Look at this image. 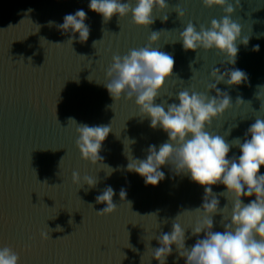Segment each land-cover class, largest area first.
I'll return each mask as SVG.
<instances>
[{
	"label": "water",
	"instance_id": "water-1",
	"mask_svg": "<svg viewBox=\"0 0 264 264\" xmlns=\"http://www.w3.org/2000/svg\"><path fill=\"white\" fill-rule=\"evenodd\" d=\"M88 3L0 0V248H12L20 256V264H141L142 256L143 264H150L148 246H160L153 237L171 232L178 214L203 203V187L188 177L175 176L169 167L162 169L168 178L156 187L145 186L139 175L124 170L128 164L123 154L125 138L136 140L132 154L144 159L149 145L159 147L168 137L162 129L153 130L148 119L142 120L134 100L118 101L113 111L109 106L115 101L103 83L108 80L106 71L114 55L124 56L131 49L146 46L151 31L168 30L171 32L162 33L155 47L174 56V76L156 103H178L175 95L186 88L204 91L213 67L223 72L233 66L225 65L219 53L201 50L197 61L198 53L185 52L182 43L165 42L178 38L189 22L199 27L220 19L223 9L206 8L202 0H168V10H157L156 22L142 29L135 26L131 15L121 20L114 16L102 23V17L91 11ZM177 5L186 13L184 20L174 10ZM78 9L87 13L91 32L87 43L74 42V52L66 43L71 33L62 34L48 21L63 23L66 14ZM164 15L168 16L166 23ZM233 19L243 25V35L251 37L247 46L239 45L235 65L248 74L250 86L218 87L229 92L234 105L238 96L246 105L230 110L209 129L224 135L232 125H239L226 136L229 142L237 137L243 141L256 115L264 116V112L258 113L262 101L257 87L264 85V0H240ZM94 41H100L96 47ZM256 44L259 52L252 50ZM190 61H197L193 67L198 72L192 80ZM69 118L78 124L111 126L100 152L103 162L117 169L111 176L109 169H98L82 159L76 146V126L69 124ZM233 154L239 155V149L233 147L229 155ZM73 172H79L81 179L96 176L98 183L92 189L87 184L82 187L73 182ZM109 185L116 192L113 202L117 210L98 213L107 205L96 203L95 197ZM122 187L127 190L123 200L119 195ZM213 191L219 194L225 187L213 186ZM218 198L221 208L228 207L223 213L225 221L222 214L213 217V230L223 232L232 205L227 197ZM244 202L249 201L245 198ZM153 213L157 218L144 216ZM197 217L196 213H184L179 222L191 227ZM58 227L63 230L57 231ZM41 233H49L50 238H42ZM186 235L190 237L186 240L189 248L203 238V234L192 236L191 229ZM173 248L167 264H185ZM151 264L159 262L152 259Z\"/></svg>",
	"mask_w": 264,
	"mask_h": 264
},
{
	"label": "clouds",
	"instance_id": "clouds-1",
	"mask_svg": "<svg viewBox=\"0 0 264 264\" xmlns=\"http://www.w3.org/2000/svg\"><path fill=\"white\" fill-rule=\"evenodd\" d=\"M202 2L209 9L222 8L224 15L220 19H212L207 26L197 27L195 23L189 22L179 31L178 38L165 43H182L185 52L198 53L197 61L201 50L219 53L224 57L223 63L232 65V68H225L221 72L220 68L213 67L209 82L202 92L186 88L175 95L178 103H168L166 100L156 103L168 81L174 76L176 62L173 55L155 47L159 45L161 34L171 31H151L146 46L131 49L124 56L112 57L113 62L106 71L108 80L103 84L115 101L109 106L113 111L118 101L134 100L142 120L148 119L153 130L162 129L168 137L159 147L155 144L149 145L144 159L136 158L132 154L131 146L136 140L125 138L123 154L128 164L124 170L139 175L145 186L156 187L168 178L162 169L169 167L175 176L188 177L204 190L201 207L182 211L174 219L171 232H162L153 237L160 246L155 249L148 246L151 249V260L167 264L175 246L179 258H183L185 264H264V172H261L264 167V116L256 115L255 122L246 130L243 141L239 137L231 142L226 139L231 134L232 127L239 125H232L224 135L209 131L214 122L219 121L230 110L246 105L245 100L239 96L234 105L229 92L222 91L218 85L225 84L229 88L245 84L250 86L248 74L235 65L239 45L247 46L251 37L243 35V25L233 19L236 9L240 7V0ZM88 8L102 17V23L110 22L114 16L121 20L131 15L136 27L149 29L156 22V11L165 12L169 4L168 0H89ZM174 10L184 20L186 13L183 8L177 5ZM87 19V13L78 9L74 13L66 14L63 23L48 21V24L55 25L62 34L71 33L66 43L75 52L74 42L87 43L89 40L91 28L86 23ZM162 21L166 23L168 16L164 15ZM98 42L100 41H94L93 46L96 47ZM252 50L259 52L260 45H254ZM197 61L189 63L193 72L191 80L198 72L193 67ZM257 87L260 89L258 98L262 101L258 113H261L264 112V99H261L264 85ZM213 91L215 95H210ZM169 97L172 98V95ZM247 106L251 107L250 102ZM69 124L76 126V146L82 159L98 169H109L107 174L111 176L117 169L105 164L104 157L100 155L104 142L112 132L111 126L78 124L75 118H69ZM233 147L239 149V155H229ZM73 182L82 184V187L87 184L92 189L97 185L98 178L85 175L81 179L79 172H73ZM218 185H223L225 191L215 193L213 186ZM115 195L114 188L109 185L95 197L96 203L107 205L98 213L113 214L117 210V205L113 202ZM119 195L122 200L127 198V190L122 187ZM218 196L227 197L232 205L230 221L223 224V232L213 230V217L217 214L223 215L228 207H220ZM253 197L255 198L252 199ZM245 198L248 203L244 202ZM128 203L131 205V202ZM189 212L198 214V217L194 225L186 228L179 222V218ZM144 216L157 218L155 213ZM160 227L157 220V229ZM188 229H191L192 236L200 237L203 234V238H198L191 248L186 246V240L190 238L186 235ZM56 230L63 229L58 227ZM41 237L50 238L49 233H41ZM126 258L123 253V259ZM143 259L142 256L141 264ZM0 264H20V256L10 247H2Z\"/></svg>",
	"mask_w": 264,
	"mask_h": 264
}]
</instances>
